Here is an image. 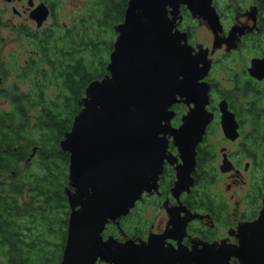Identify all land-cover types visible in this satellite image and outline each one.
Listing matches in <instances>:
<instances>
[{"label":"water","instance_id":"1","mask_svg":"<svg viewBox=\"0 0 264 264\" xmlns=\"http://www.w3.org/2000/svg\"><path fill=\"white\" fill-rule=\"evenodd\" d=\"M28 5L32 7L28 16L39 28L49 9L43 3L33 7L31 0ZM180 5L213 27L211 0L127 1L123 20L115 26L106 74L87 85L81 108L59 143L68 154L65 194L70 211L58 264H159L152 239L146 244L131 239L118 242L103 233L109 222L129 214L143 192L157 188L164 160L173 164V156L167 154L169 139L180 159L173 194L193 185L196 148L212 120L206 110L208 85L200 81L209 67L197 68L200 54L194 56L184 33L175 29ZM187 62L198 78L197 88L180 95L174 90L175 77L183 71L186 80L190 79ZM180 101L192 106L181 124L172 128L170 107ZM219 107L224 136L235 140L238 125L234 116L225 101ZM232 168L223 154L219 171ZM247 224L252 226H243ZM228 234L235 243L206 244L190 253V263L229 264L234 258L237 264H264V196L256 217L239 222Z\"/></svg>","mask_w":264,"mask_h":264},{"label":"trees","instance_id":"2","mask_svg":"<svg viewBox=\"0 0 264 264\" xmlns=\"http://www.w3.org/2000/svg\"><path fill=\"white\" fill-rule=\"evenodd\" d=\"M46 1L52 7L59 2ZM127 1L84 0L70 24L54 17L48 26L20 23L13 29L27 52L23 62L16 56L0 62V264L61 260L70 209L68 154L59 143L87 85L106 74ZM1 20L0 10V26ZM253 127V135H244L246 150L253 170L264 169V122L255 120ZM214 156L205 139L197 148L195 176L204 190L217 175ZM263 196L264 174L249 197L254 217Z\"/></svg>","mask_w":264,"mask_h":264},{"label":"flooded vegetation","instance_id":"3","mask_svg":"<svg viewBox=\"0 0 264 264\" xmlns=\"http://www.w3.org/2000/svg\"><path fill=\"white\" fill-rule=\"evenodd\" d=\"M16 1L21 0H5L11 5L12 12L20 16L21 12L13 4ZM31 1L33 7L43 3L49 9L48 17L52 15L53 7L46 0H37V3ZM211 7L214 12L213 27L206 19L192 17L187 7L180 5L178 15L175 16V29L184 33L191 53L194 56L200 54L197 68L201 69L204 65L209 67L200 81L208 85L206 110L212 114V120L197 148L205 139L209 140V135H223L225 141L236 144V151L232 153L225 147L219 149L221 162L222 155L226 154L233 166L229 172L221 173L220 162L217 170L231 181L226 184L229 191L233 184L242 182L241 169L243 172L253 170V157L246 150L244 135L254 134L255 120L264 122V0H211ZM31 8L27 0V6L22 12H27L28 16ZM168 17H172L169 9ZM222 101H225L227 110L233 114L238 125V137L235 140L224 136L219 107ZM191 106L180 101L170 107L173 112L170 120L172 128L181 124L182 116ZM168 141L167 154L174 157L173 164L164 160L157 188L143 192L127 216L117 222H109L104 237H112L118 242L131 239L137 244H146L152 239L159 264H194L189 260L193 250H200L206 244L222 240L235 243L236 239L229 236L228 232L239 222L254 219L260 208L254 217L249 193L243 204L235 201L233 207L228 208L227 201L209 194V188L204 191L195 178L197 161L191 174L193 185L188 191L174 195L175 166L180 163V159L171 139ZM216 158L217 154L213 162ZM242 159H246L243 164ZM216 178L217 175L215 181ZM229 264L237 263L231 258Z\"/></svg>","mask_w":264,"mask_h":264},{"label":"rangeland","instance_id":"4","mask_svg":"<svg viewBox=\"0 0 264 264\" xmlns=\"http://www.w3.org/2000/svg\"><path fill=\"white\" fill-rule=\"evenodd\" d=\"M33 1L34 3L38 2L37 0ZM13 4L15 8L21 12L20 16H17L12 12L11 5L7 4L5 0H0V10H2V24L0 26V62L4 59L11 62L13 59H16L15 56L17 57V61L19 63L23 62L25 53L27 52V47L22 44V42H17V35L13 32V29L22 22H25L31 28H35V22L28 18L27 12H22L27 6V0H21L19 2L16 1ZM83 4L84 0H59V2H57L53 7L54 15L48 17L43 26L50 25L54 17L60 25H67L74 22L78 11ZM8 82H10V80L7 81L5 84L6 86L8 85ZM2 101L3 105L9 109V106L6 104V99L2 98ZM208 138V143L213 146L214 155L217 154V158L214 161L217 178L215 183L208 186L209 194H214L213 196L220 198L224 202L227 201L228 205H226V207L228 208L233 207L235 201H239L240 204H243L246 195L248 193L249 195H254L255 190L260 186V180L264 174V169L248 170L246 172H243L241 169L242 182L233 184L231 190L228 191L226 189V184L228 182L231 183V181H229L226 176H221L219 171H217L221 162L219 149L221 147H225L232 153L236 151V144L225 141L223 139V135H209ZM245 162L246 159H242V164ZM147 211H151V209H148ZM103 235L106 236V230Z\"/></svg>","mask_w":264,"mask_h":264},{"label":"snow or ice","instance_id":"5","mask_svg":"<svg viewBox=\"0 0 264 264\" xmlns=\"http://www.w3.org/2000/svg\"><path fill=\"white\" fill-rule=\"evenodd\" d=\"M191 72H192V74H191L189 80H186V78H185L186 77V73H184L183 71H178L176 73V77H175V85H176V87H175L174 90L178 91L180 93V95L184 94V90H190V91H192L194 93L196 88H197L198 78L194 74V69L192 68V66H191ZM193 103H194V101H193ZM191 115H195V112L191 113ZM243 226L251 227L252 224H247V225H243Z\"/></svg>","mask_w":264,"mask_h":264}]
</instances>
